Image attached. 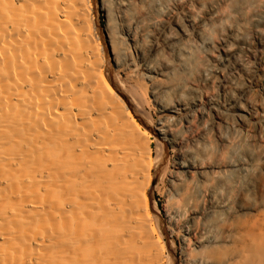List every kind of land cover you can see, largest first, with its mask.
Here are the masks:
<instances>
[{
  "label": "bare ground",
  "instance_id": "1",
  "mask_svg": "<svg viewBox=\"0 0 264 264\" xmlns=\"http://www.w3.org/2000/svg\"><path fill=\"white\" fill-rule=\"evenodd\" d=\"M0 264H264V0H0Z\"/></svg>",
  "mask_w": 264,
  "mask_h": 264
},
{
  "label": "rangeland",
  "instance_id": "2",
  "mask_svg": "<svg viewBox=\"0 0 264 264\" xmlns=\"http://www.w3.org/2000/svg\"><path fill=\"white\" fill-rule=\"evenodd\" d=\"M160 199V198H159ZM162 205V203L160 204V206Z\"/></svg>",
  "mask_w": 264,
  "mask_h": 264
}]
</instances>
